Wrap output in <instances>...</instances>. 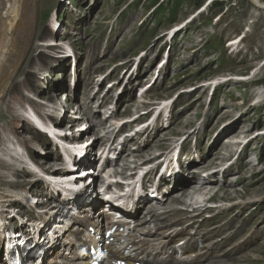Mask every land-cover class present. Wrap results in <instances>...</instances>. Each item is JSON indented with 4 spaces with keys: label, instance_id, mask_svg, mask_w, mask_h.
I'll list each match as a JSON object with an SVG mask.
<instances>
[{
    "label": "rangeland",
    "instance_id": "rangeland-1",
    "mask_svg": "<svg viewBox=\"0 0 264 264\" xmlns=\"http://www.w3.org/2000/svg\"><path fill=\"white\" fill-rule=\"evenodd\" d=\"M207 1L18 0L20 13L25 6L23 25L9 40L17 53L3 49L0 56L7 76L0 93V191L13 203L4 202L9 206L0 212L7 228L26 231L27 243H35L36 264L47 245L41 232L47 235L48 228L56 229L51 225L65 224L76 211L67 207V218L54 222L57 200L45 199L44 182L36 175L58 162L66 148H54L32 125V116L48 128L47 121L58 122L69 132L66 140L77 144L76 167L63 172L81 174L72 185L82 201L99 174L145 167L151 160L160 176L150 194L143 193L149 201L166 193L181 198L172 187L187 168L194 185L212 176L210 188L183 197L189 208L206 210L179 240H188L199 224L200 232L220 226L217 235L206 232L199 239L233 235L211 257L234 251L231 264H245L243 258L264 264V10L250 0H211L205 6ZM8 2L0 0V23ZM25 24L29 35L22 43ZM136 124L139 130L127 135ZM102 148L108 152L104 165L98 159ZM86 150L93 159L84 166ZM28 192L37 194V205L29 206ZM214 193L219 196L209 199ZM41 215L49 217L44 225ZM230 245L236 248L225 251Z\"/></svg>",
    "mask_w": 264,
    "mask_h": 264
},
{
    "label": "bare ground",
    "instance_id": "bare-ground-1",
    "mask_svg": "<svg viewBox=\"0 0 264 264\" xmlns=\"http://www.w3.org/2000/svg\"><path fill=\"white\" fill-rule=\"evenodd\" d=\"M8 4L9 6L4 13V19L0 23V56L3 54L1 52L3 49H5L7 53L9 52L11 56L17 53L16 49H14L15 45L13 46L12 43L14 41L12 40L9 42V40L16 35L18 29H21L23 25L22 20L25 6L22 7L20 13L19 8L22 5H19L18 0H9ZM256 4V6H263L264 1L256 0ZM202 9H204V7ZM28 28L27 24L23 29L22 43L28 41ZM4 69L0 67V93L7 83V76L4 74ZM244 79L246 78L241 80ZM58 105H60V101ZM38 118L32 116L30 121H33L40 129L43 128L40 121L44 123L47 127L42 130L51 134L52 139L60 143L57 138V132L52 126L49 124L51 129L48 128L46 122L41 118L39 121L37 120ZM55 125L58 126V122L55 123ZM81 128L82 127H80V129ZM40 129L38 130L42 132ZM48 129H50V131ZM66 147L67 150L65 149L64 156H68L66 151L70 153V151L73 150V146L67 145ZM13 150L14 152L16 151L15 149ZM81 154H83L84 158L83 164L86 165L92 162L93 156L91 151L86 150ZM139 154L141 155V153ZM84 169L87 170L86 167ZM20 172L26 174L29 173V170ZM187 172L193 175L188 168L182 170L172 187V190L175 189V191L181 192L182 199L179 196L180 200L178 197V200H176V198H174L175 196H169V193H166L161 196L162 198H154L152 201H149L145 197L142 198L143 188H139L138 192L136 191L133 199L121 200L110 195L105 197L101 189L96 190L92 188V183H88L89 187L85 190L88 198L82 201L77 196L79 191H76V189L74 193L72 190L69 194V197H71L69 206L73 208V211H76V214L72 212L73 214L68 217L69 220L67 219L65 224L57 223L58 226L51 225L56 229L50 230L48 228L47 231L49 232L46 231L48 236H44V233L41 232V234H43V236H41L42 242H47L45 249L42 248V251L47 256H53L50 258L51 261L49 264H231L229 261L235 260L236 258L233 257L234 251L231 254H222L220 258H216V256L211 257L210 251L218 248L224 241L232 237V234L225 235L216 240L210 239L205 243L199 241L200 238L206 237L204 236L206 232L207 234L209 233V236L220 233L222 228L220 226L205 229L203 232H200L199 228L201 224H199L194 231H189L194 235H190V237L187 238L188 240L184 239L181 241V237L179 240V236L186 232V227L193 225L194 217L201 215L206 210V207L203 205L189 208L191 203L186 202V198L183 197L196 194L198 191L201 192L212 186L210 185L212 176L204 177V179H206L203 183L204 185H194L192 179L195 180L196 177L193 175V178L190 179V176L187 177V175H189ZM65 182L66 185L70 184L69 180H65ZM9 183L11 182L9 181ZM63 189L65 190L66 188L63 187ZM221 191L223 192L224 189H221ZM3 194L0 191V211H3L2 208L4 206H9L8 203L4 204V202L9 201V203L13 204L11 200L7 199ZM217 195L218 193H214L209 199ZM165 200L167 202L168 200H172V202H174L173 204H182L185 207L182 210L177 209L171 203L166 205L164 202ZM182 200L184 202H182ZM103 201L107 202V208L120 216L118 220L116 215H110L102 207ZM28 202L32 204L29 198ZM65 203L67 204L68 202L66 201ZM73 205L75 206L73 207ZM142 206L145 210L141 215L137 216L136 213ZM100 207L102 208L100 209ZM199 211L200 213H196ZM60 212L61 210L59 209L58 217L57 215L53 217L54 222L56 220H61L60 222H62L67 218V216L62 215V213L60 215ZM1 213L2 212H0V234L7 230L9 231ZM100 218L101 221L102 219L103 221H108L107 226L100 221ZM39 219L40 222H43V220L47 222L49 217L41 215ZM150 224H153L154 227L150 228ZM179 224H182L181 228L178 227ZM227 224L228 222L224 225ZM18 232L16 233L17 235H15L19 241L22 242V240H24L21 237L22 234L20 231ZM6 238L7 245L11 246L15 239H13V237L10 238V236ZM177 239L179 241H175ZM172 241L174 242L171 244ZM199 242H201V244H198ZM234 248H236V245H230L225 248V251L234 250ZM1 250L2 245L0 241V251ZM63 250H66L65 254ZM175 253H181L183 255L181 257H174ZM241 260L246 261L245 264H248L245 258ZM46 261L43 264H47ZM3 263L4 262L0 260V264Z\"/></svg>",
    "mask_w": 264,
    "mask_h": 264
},
{
    "label": "water",
    "instance_id": "water-1",
    "mask_svg": "<svg viewBox=\"0 0 264 264\" xmlns=\"http://www.w3.org/2000/svg\"><path fill=\"white\" fill-rule=\"evenodd\" d=\"M252 3H254V5H257L256 4V0H250ZM258 8H260V9H262V10H264V5L263 6H261V5H258L257 6Z\"/></svg>",
    "mask_w": 264,
    "mask_h": 264
},
{
    "label": "trees",
    "instance_id": "trees-1",
    "mask_svg": "<svg viewBox=\"0 0 264 264\" xmlns=\"http://www.w3.org/2000/svg\"><path fill=\"white\" fill-rule=\"evenodd\" d=\"M214 3V2H213Z\"/></svg>",
    "mask_w": 264,
    "mask_h": 264
}]
</instances>
